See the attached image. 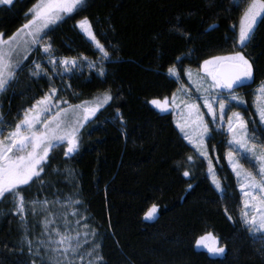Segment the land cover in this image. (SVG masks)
<instances>
[{
    "label": "trees",
    "instance_id": "1",
    "mask_svg": "<svg viewBox=\"0 0 264 264\" xmlns=\"http://www.w3.org/2000/svg\"><path fill=\"white\" fill-rule=\"evenodd\" d=\"M36 2L0 5V33L9 37L20 29ZM245 4L235 9L234 0H87L78 14L47 31L43 43L50 42L56 55L102 61V54L77 27L87 17L112 56L103 61L105 76L74 75L67 94L60 90L58 98L81 104L108 92L113 99L81 130L76 153L65 157L64 144L51 154L43 187L36 181L21 188L29 197L68 189L53 171L71 164L81 200L100 231L104 264H264V245L253 240L237 218L242 201L226 163V136L214 132L209 140L224 181L220 193L210 178L208 160L185 141L173 110L161 111L151 103L177 91L170 67L185 77V70L201 69L204 60L242 50L233 43ZM243 52L253 62L254 79L235 91L248 99L264 80V24ZM25 69L0 101L9 124L45 87ZM9 198L0 203V264H32L27 248L18 247L23 233L19 218L9 214ZM154 204L155 215L146 218ZM207 233L226 247L223 256H212L197 245Z\"/></svg>",
    "mask_w": 264,
    "mask_h": 264
},
{
    "label": "snow or ice",
    "instance_id": "2",
    "mask_svg": "<svg viewBox=\"0 0 264 264\" xmlns=\"http://www.w3.org/2000/svg\"><path fill=\"white\" fill-rule=\"evenodd\" d=\"M14 3L15 0H0V5L11 6ZM244 4L245 0H234L233 6L235 9H240ZM86 6L87 0H37L29 13L26 14L30 15L31 19L22 28L7 39L0 33V101L13 86L17 73L23 70L29 54L33 51L42 48V54L47 57V63L51 65L53 76L71 72L73 68L82 66L83 62L88 61V58L84 56L79 58V63L75 57L57 58L53 53L51 43H43L44 37L47 36L46 30H50V26L57 25L65 17L78 14ZM261 24H264V0H247L239 19L238 38H234L233 43L234 47H239L242 50L236 51L232 55L217 56L203 61V72L205 76L210 77V83L206 87L199 81H192L196 84L197 99L203 101V107L207 109L212 120L209 122L204 119V114L200 112V104L184 101L188 119L179 126L184 132L185 138L190 142L191 137L185 129L187 127L194 128L199 140L198 147L206 149L205 139H211L214 131L223 130V124H217V119L221 122L225 121L227 110L233 102L237 106L244 104L242 98L235 95V88L246 86L247 81L254 79V67L253 62L247 58L243 49L251 42ZM77 27L102 54V64L103 61L112 59L109 51L97 39L87 17L78 21ZM235 27V25L232 26L233 31H235ZM181 59V57H177L178 61ZM102 64L98 75L105 76L106 71ZM88 66L95 67V62H88ZM57 68L60 69L59 72ZM29 72L30 76L34 78L47 77L50 82L53 78L48 76L41 64L35 61H33V69H30ZM168 74L174 76L179 82L180 75L174 68L170 67ZM185 74L189 80H192L191 70H185ZM200 80L202 81L203 77H200ZM224 89L228 90L226 98H224ZM177 91L189 97L192 95L183 85ZM112 99V95L106 92L102 101H98L94 106H89L88 102L72 105L67 100H60L58 89L52 87L23 111L22 118L15 123L14 128L8 132L6 137L4 129L10 122L4 119L3 112L0 111V203L11 198L14 211H10L9 214L19 217V227L23 233L18 247L21 249L26 247L28 255L35 256L41 261V264H74V261L69 258V254L71 256L79 255L83 243L79 232L75 235L71 234L66 218L65 232L62 233L58 229L51 230L54 221L45 220L43 222L44 231L41 233L44 238L35 241L29 238L31 228L27 214L37 215L38 207L42 211H47L49 202L46 199L44 201L26 200L21 186H30V182L40 181L41 187H43L45 183L43 175L46 174V166L52 159L51 154L57 148L63 147L64 143L67 144L64 151L65 157L76 153L80 148L81 129L86 123L91 122L90 117H94L100 108ZM176 101L177 96L174 93L171 100L168 98L163 101L154 99L151 103L161 111H168L170 106L179 107ZM217 104L219 106L218 115L214 107ZM53 106H55L54 114ZM2 108L3 104L0 102V109ZM255 108L259 121L258 123L255 120L251 121L253 125L251 128H249L250 122L240 112L234 111L231 115H227L226 134L230 137L228 140L230 150L226 153V159L239 181V188L244 197L240 212L241 223L253 240L264 245V140H260L257 135V133L264 135V83L257 90ZM120 118L122 120V116ZM209 123L217 125L216 128H210ZM237 153L240 154L239 157ZM200 155L209 162V172L213 176L212 183L215 189L223 193L225 189L220 179L215 175L207 151H200ZM240 158L248 159L255 166V171L245 168L239 162ZM188 159L192 161V157ZM183 175L189 176V172L185 171ZM55 203L60 202L56 201ZM70 203L74 206L80 202ZM61 206L67 207L68 204ZM156 211L157 206L154 204L146 213V218L153 217ZM71 215L76 216L79 213L73 212ZM80 223L79 220L76 221L77 225ZM97 234L96 230L91 231L93 237ZM83 235L87 237L89 232L85 231ZM209 239L211 243H206ZM84 243L87 241L85 240ZM196 243L198 246L206 248L212 256H223L226 253V247L218 246L219 241L212 233L200 237ZM100 247L101 245L97 244L88 255L93 256ZM41 253L45 255H41ZM32 264H35V260ZM89 264H104L103 257L96 256L95 261H90Z\"/></svg>",
    "mask_w": 264,
    "mask_h": 264
},
{
    "label": "rangeland",
    "instance_id": "3",
    "mask_svg": "<svg viewBox=\"0 0 264 264\" xmlns=\"http://www.w3.org/2000/svg\"><path fill=\"white\" fill-rule=\"evenodd\" d=\"M245 6H246V4H245ZM29 19H31V16L29 17ZM54 26L55 25L50 26V29L52 27H54ZM237 30L239 32V26H238ZM46 31H48V30H46ZM11 36H9V37H11ZM85 37L89 40V38L86 35H85ZM4 38L7 39L8 37H4ZM44 43H48V42H44ZM52 49H53V47H52ZM35 52L36 51H33V52H31L29 54L28 59H27V61L24 64V66L26 68L25 70H27L28 75L30 76L29 70L33 69V61H35V62L41 64L42 68L45 71H47L48 76H52L53 77L51 82H50L47 77H44V78L35 77L34 78V77L30 76V77L34 78L35 80H42V82L45 84V87L43 88V91H42V95L38 99H40L52 87L57 88L58 91L61 90L62 94H67V92H68V90L70 88L69 80H70V78L72 76H74V75H88V74H90L92 72H97L98 73V70H99V68L101 67V64H102V61L96 62V61L88 60V61L83 62L82 66L73 68V70L71 72H65L63 75H55V76H53L51 65H49L47 63V57L42 54V48L40 49V51L36 55V57H34L32 59L31 63L27 65V63L29 62L32 54L35 53ZM53 53H54V51H53ZM54 55L57 58H64V56H58V55H56V53H54ZM79 62H80V60L78 59V63ZM88 62H95V67L90 68L88 66ZM102 66L104 67V63L102 64ZM187 70H191V72L193 74L192 80H189V78H188V76L186 74H185V77L180 76V80L178 82V88H180L181 85H183L184 88L188 87L187 89H188V91L190 93H192V95L189 97V96L183 95L182 93L176 91L175 92V94L177 96L176 103H177V105H179V107L170 106L168 110H173V113H174V116H175L174 123H175L176 127L178 128V130L180 131V133L183 136V138L185 139V141L191 147H193L199 155H200V151H204V150L207 151L208 157L211 159L212 166L214 167L215 175H216V177H218L220 179V181L222 182V185L224 187V181H223L222 177L219 175L220 166L218 165V160L214 157V154H212L213 150L211 151V149L209 147V140L210 139L206 138L205 141H204V144L207 146L206 149H204L203 147H198L199 146V140H198V138L196 136L194 128L193 127H187L185 129V131H187L189 133L190 137H191V142H190L189 139L185 138L184 132L181 131V128L179 126V125L184 124L185 121L188 119L187 110L185 109L184 104H183L184 101H187L188 103L200 104L201 105L200 112H202L204 114V119L206 121H209V122H211V120H212V117L207 113V109L205 107H203V101L200 100V99H197L198 93H196V91H195L196 84H194L192 82L194 80L195 81H199V82H201L203 84V86L206 87L207 84L210 83V77L205 76V74L203 72V68H201V69H198V68H196V69H187ZM57 71L59 72L60 69L57 68ZM170 77H172L173 79L176 80V78L174 76H170ZM200 77H203L202 81L200 80ZM262 83H264V80L251 90L250 98H248V99L244 96V94L242 92L235 91V95L241 97L242 100L244 101V104L242 106H237V104L235 102H233L231 107L227 110V115H231V113L234 112V111L235 112H240L244 116V118L250 122L249 123V128H251L253 126L251 124V121L255 120L258 123L259 117H258V115L256 113L255 103L257 101V90L261 86ZM223 91L225 93V97L224 98H226L227 94H228V91H226L225 89ZM213 94H215V93H213ZM102 98H103V96H99V97H96V98H94V99H92L90 101H87L88 105L89 106H94L98 101H102ZM171 98H169V100H171ZM36 100H34L33 104L35 103ZM72 105H79V104H72ZM214 107L216 108L217 115H218L219 114V106H218V104L214 105ZM53 108H54V111H53V114H54L55 107H53ZM227 115L225 116V121L224 122H221V121H219L217 119V124H223V130L214 131V132L221 133L222 135L226 136V138H227L226 139L227 141L224 144V149H223L225 151V158H226V153L230 150L229 146H228V140L230 139V137L226 134ZM95 116L94 117H90V120L92 121L95 118ZM20 118H22V115L20 116ZM19 119H17V121ZM17 121H15L13 124L11 123V124H9L8 126L5 127V129H4V136L5 137L7 136L8 132L11 131L14 128L15 123ZM86 124H88V123H86ZM209 126H210V128H216L217 125L209 123ZM214 132H213V134H214ZM257 135L259 136L260 140H264V135H261L260 133H257ZM64 144L67 147V144L66 143H64ZM237 156L239 157L240 154L237 153ZM239 162L245 168H247L249 170H252V171H255V166L252 163H250L248 159L240 158ZM226 163H227V166L229 167V170L232 172V174L234 176L235 182L237 184V188H238L239 193L241 195V201H242L244 199V197H243V195H242V193L240 191V188H239V181H238L237 177L235 176V174L233 173V171L231 170V167H230L227 159H226ZM53 172L55 173L56 176H59L60 178H62L61 180L63 182H65L66 184H68L69 188L68 189H63V190H59L58 189V190L52 192L49 195H43V196L34 195L32 197H29V196L24 195L26 200H29V201H31V200L44 201L46 199L49 202V208H48L47 211H42L38 207L37 208V213H38L37 215H32L31 213L27 214V219L29 221V226L31 228V232H30V237L29 238L33 239L34 241L36 239L44 238V237L41 236V233L44 231L43 222L45 220L54 221V223L51 225V230H57L58 229L62 233L65 232L66 231V229H65V218H66V220L68 222V226H69V228L71 230V234L75 235L77 232H79L80 233L81 242L83 243V247L79 250V255L71 256V254H69V258L74 261V264H89L90 261L94 262L95 259H96V256H101V247L94 253L93 256H89L88 253L90 251H92L97 244L101 245L100 231L91 222L90 216L88 214V211L85 208V206L83 204V201L81 200V197H80V194H79V190H78V185H77L76 172L74 171V169L71 167V164H69V163H67L65 165V167L56 168ZM209 175H210L211 180H213V176H212V174L210 172H209ZM21 187H23V186H21ZM56 201H59L60 203H55ZM74 201H79L80 203L79 204H75L74 206H72L70 202H74ZM9 203L11 204L10 205L11 206V211H14L12 203H11V198H9ZM62 204H68V206L67 207H62L61 206ZM241 208H242V203H241ZM73 212H78L79 215H76V216L71 215V213H73ZM240 212H241V209L239 210L238 217H237L239 221H241L240 220ZM77 220H79L81 222L79 225L76 224ZM85 225H87V227H85ZM92 230H96V232L98 233L95 237H93L91 235V231ZM85 231L89 232V235L87 237H85L83 235V233ZM85 240L87 241V243H84ZM41 255H45V254L41 253ZM81 257H82V259H81ZM30 258H31L32 262H33V260H35V264H41V261L39 259H36L35 256H31Z\"/></svg>",
    "mask_w": 264,
    "mask_h": 264
},
{
    "label": "water",
    "instance_id": "4",
    "mask_svg": "<svg viewBox=\"0 0 264 264\" xmlns=\"http://www.w3.org/2000/svg\"><path fill=\"white\" fill-rule=\"evenodd\" d=\"M238 88H240V87L235 88V90ZM206 243H211V240L209 239L208 241H206Z\"/></svg>",
    "mask_w": 264,
    "mask_h": 264
},
{
    "label": "flooded vegetation",
    "instance_id": "5",
    "mask_svg": "<svg viewBox=\"0 0 264 264\" xmlns=\"http://www.w3.org/2000/svg\"><path fill=\"white\" fill-rule=\"evenodd\" d=\"M249 81L246 82V84L248 83ZM226 91H228L227 89H225Z\"/></svg>",
    "mask_w": 264,
    "mask_h": 264
},
{
    "label": "bare ground",
    "instance_id": "6",
    "mask_svg": "<svg viewBox=\"0 0 264 264\" xmlns=\"http://www.w3.org/2000/svg\"><path fill=\"white\" fill-rule=\"evenodd\" d=\"M188 88V87H187Z\"/></svg>",
    "mask_w": 264,
    "mask_h": 264
}]
</instances>
